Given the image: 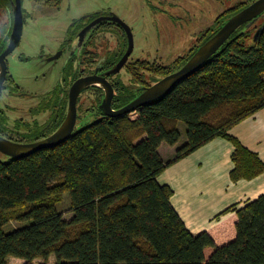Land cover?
I'll return each instance as SVG.
<instances>
[{"label":"trees","instance_id":"obj_1","mask_svg":"<svg viewBox=\"0 0 264 264\" xmlns=\"http://www.w3.org/2000/svg\"><path fill=\"white\" fill-rule=\"evenodd\" d=\"M252 0L227 8L202 36L211 37ZM262 27L256 36L257 30ZM264 107V24L247 22L201 67L138 115L99 118L64 142L24 158L0 160V264H264V194L224 209L194 235L157 176L216 137L229 140L237 182L264 175V161L230 129ZM186 142L164 161L162 143L175 145L178 123ZM70 196V220L57 209ZM29 221L11 232L9 220Z\"/></svg>","mask_w":264,"mask_h":264},{"label":"flooded vegetation","instance_id":"obj_2","mask_svg":"<svg viewBox=\"0 0 264 264\" xmlns=\"http://www.w3.org/2000/svg\"><path fill=\"white\" fill-rule=\"evenodd\" d=\"M33 1L44 6H58L61 2ZM25 9L20 0L22 23L18 24L17 0H0V137L20 144L45 139L60 127L69 110L71 88L83 78L91 82L80 89L75 100L76 123L84 111L94 112L99 118H112L105 113L103 104L106 86L113 90L111 109L124 107L147 87L180 68L206 41L202 40V36L208 33L209 28L200 35V43L176 58L172 64L162 65L155 59L145 58L142 52L135 54L134 28L128 20L110 7H96L69 23L66 35L55 51L48 52L42 44L34 56H19L20 63L31 64L30 72L40 73L35 77L37 83L43 82L54 66H58L59 71L58 84L51 91L40 87L22 90L11 72L9 57L14 55L22 41ZM149 10L155 14L157 9L151 5ZM28 14L29 17L33 16L32 13ZM13 98L28 99L33 104L24 109L11 106ZM3 99L5 102L2 103ZM10 116L15 118L10 119Z\"/></svg>","mask_w":264,"mask_h":264},{"label":"rangeland","instance_id":"obj_3","mask_svg":"<svg viewBox=\"0 0 264 264\" xmlns=\"http://www.w3.org/2000/svg\"><path fill=\"white\" fill-rule=\"evenodd\" d=\"M25 6V24L23 38L9 57L11 72L15 82L22 90L44 89L51 91L58 84V66H54L44 81L35 82L37 72H30L31 64L19 62L22 54L33 55L44 44L48 52L55 51L66 35L69 23L77 19L86 11L96 7H110L128 20L134 28L135 54L142 52V56L150 60H157L162 65H170L179 56L184 55L191 47L200 43V35L210 27L217 16L227 8L246 0H61L58 6L41 5L33 0H22ZM97 4L99 6H97ZM153 5L157 10L151 13ZM137 10V12H135ZM28 13L33 16L29 17ZM255 26L264 24V12L253 21ZM5 100H2V103ZM33 104L28 99L13 98L11 106L27 108ZM256 113V112H255ZM254 113V114H255ZM135 118L138 112L128 114ZM15 118V116H10ZM99 119V115L91 111H84L79 115L75 130ZM181 132L179 144L186 142L187 126L184 122L178 123ZM0 160L8 157L0 152ZM169 161V160H168ZM70 196L65 192L57 209L63 212L65 219L70 220ZM29 221L9 220L4 226L6 232L27 226ZM55 257L51 255L48 264H55ZM42 258H36L32 264H40ZM25 260L9 257L7 264H24Z\"/></svg>","mask_w":264,"mask_h":264},{"label":"crops","instance_id":"obj_4","mask_svg":"<svg viewBox=\"0 0 264 264\" xmlns=\"http://www.w3.org/2000/svg\"><path fill=\"white\" fill-rule=\"evenodd\" d=\"M229 132L264 161V107L234 125ZM180 145L179 142L162 143L158 152L168 161L174 158ZM233 150L229 140L216 137L157 176L160 184H167L173 190L171 204L194 235L212 227L229 206H243L264 194L263 174L250 180L231 181Z\"/></svg>","mask_w":264,"mask_h":264},{"label":"water","instance_id":"obj_5","mask_svg":"<svg viewBox=\"0 0 264 264\" xmlns=\"http://www.w3.org/2000/svg\"><path fill=\"white\" fill-rule=\"evenodd\" d=\"M18 10L16 23L21 24L20 0H17ZM264 12V0H255L245 6L230 18L204 43H202L192 56L176 71L164 76L154 84L147 87L138 97L130 101L124 107L112 110L111 99L113 90L106 85V97L103 101L105 113L110 117H118L136 110L141 106L155 101L167 95L177 84L196 72L201 65L209 59L232 35V33L246 22H252L257 16ZM262 27L257 30L256 36L261 32ZM1 81V79H0ZM89 79L77 80L71 88L70 104L67 116L60 127L45 139L20 144L0 137V152L12 158H24L37 150L52 148L64 142L74 131L76 123L75 100L80 89L89 84ZM1 86V84H0Z\"/></svg>","mask_w":264,"mask_h":264}]
</instances>
